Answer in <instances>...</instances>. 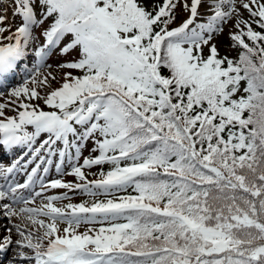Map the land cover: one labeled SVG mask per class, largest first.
<instances>
[{"label":"snow or ice","instance_id":"1","mask_svg":"<svg viewBox=\"0 0 264 264\" xmlns=\"http://www.w3.org/2000/svg\"><path fill=\"white\" fill-rule=\"evenodd\" d=\"M11 3L20 22L12 30L0 14V85L31 55L24 84L10 95L43 99L51 111L20 103L16 117L0 120V146L31 149L27 163L21 156L0 166V202H10L0 209L38 225L4 229L0 256L14 254L7 264H264V0ZM177 9L186 18L171 27ZM230 22L235 57L213 42ZM57 50L77 53L59 67L80 75L65 72L62 85L40 97L49 77H36ZM42 133L47 139L33 147ZM88 141L95 155L67 173L81 183H44L46 157L74 148L78 160ZM33 163L24 183L10 182ZM104 165L99 179H87L84 169ZM37 177L42 189L112 199L56 207L69 197L51 196L29 207L43 195H23Z\"/></svg>","mask_w":264,"mask_h":264},{"label":"rangeland","instance_id":"2","mask_svg":"<svg viewBox=\"0 0 264 264\" xmlns=\"http://www.w3.org/2000/svg\"><path fill=\"white\" fill-rule=\"evenodd\" d=\"M239 2H240V0H237V5H239ZM11 5H12L11 4V0H0V14L6 15L7 17L10 15L12 17V20L10 22L6 21V25L9 26V27H11L10 24H12V22L14 21V24L11 27L12 30H14L15 27L19 24L20 21H19V18L18 17L14 18L12 16V6ZM242 11H243V8H240V12L241 13H242ZM201 12L203 13L202 14V17H203L205 15V13H206V9L205 8H201ZM185 18H186V14L182 11V9H178L177 24H180ZM231 27H233L232 22L226 24L224 26V32H223V34L220 35V36H218L213 41L214 43H216L218 45L221 54L222 55H228L229 57H233L236 54V51L233 50V49H231L230 46H229L231 42L228 39V35H229V33H231V30H230ZM40 31H41L40 29L37 30V33H36L37 36L39 35V32ZM6 33L7 32H5L4 35H8V33L7 34ZM40 41L41 40H37L36 43L39 44ZM67 60H68V56H60L59 53H58V50H57L47 60V64L50 66L48 68L51 69L52 67H56L57 64H59V63H65ZM23 67H24V65H22L21 66V69H20V72L22 73V75H20V76H22V78L27 75L24 71H22V68ZM29 67H31V66H29ZM11 85H12L11 86L12 89L20 86L16 82H11ZM5 99H7V94L5 92H1L0 91V100H5ZM15 116H16V114H15ZM29 130L31 131L32 129L30 128ZM44 139H47V134L42 133L41 136L37 138V142H36V144L33 147H36L37 145L39 146V144ZM90 143L91 142L88 141L86 145H90ZM21 147L26 148L27 146H21ZM58 148H63V144L62 143L59 144L58 145ZM83 148L80 149L79 158H82L83 157L82 156L84 154V149ZM22 150L23 149H20V146H17L15 148L11 149V153H13V152L14 153H18V152L22 153L23 152ZM74 152L76 153V150L75 149H74ZM29 155H30V152H29ZM29 155H26L24 157V160L23 161H25V159H27V157ZM54 156H56L55 159H58L60 157L58 153L56 155H54ZM28 159H31V156ZM73 162H75V160H66L65 163H64V165L61 166V170H65V166L66 167H71V164ZM24 163H27V160ZM78 164H83V161L81 160L80 163H78ZM55 170L56 169L54 168V165H52V167L50 168L49 172H52V173L54 172L53 173L54 177L51 178V179H48V183H50L52 180H61L63 182V179L62 178L58 179L59 173L57 171H55ZM27 174H28V172L26 173V175ZM24 180H25V178H23L22 182L20 181V183H23ZM71 191H75V192H71ZM71 191H69V189H64V191H62V188H60V189L46 188V193H48V194H46L45 196L42 195V196L36 197L35 200H34V203H32V204H30L28 206L29 207L39 208V207H41V205L43 203H46L47 202V200H46L47 197H51V196L63 197V196H65V194H69V193L70 194H75V193H77L78 191H81V190H71ZM34 192H42L43 193V191H38L37 189H35L33 191V193ZM53 192H56L58 194L53 193ZM62 201H65V199L56 201L55 202V206L57 207V205L59 204V202H62ZM61 204L63 205L62 207H64L65 205H68L69 203L62 202ZM2 220L3 221L0 222V236H3V235H6L7 234L4 231L5 228H11L14 231V225H17V224L20 225L22 228H24L27 225L29 231L36 230L37 229V226H31L30 223L28 221L24 220L22 217H12L11 220H9L7 217H5V218H2ZM12 238H13V240H16L18 237L15 234H13V237ZM8 254H9V257L8 258L9 259H13V256H14L13 252L12 251H9Z\"/></svg>","mask_w":264,"mask_h":264}]
</instances>
